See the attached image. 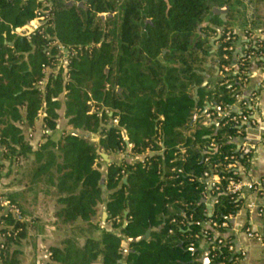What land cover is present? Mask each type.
Wrapping results in <instances>:
<instances>
[{
  "label": "trees",
  "instance_id": "16d2710c",
  "mask_svg": "<svg viewBox=\"0 0 264 264\" xmlns=\"http://www.w3.org/2000/svg\"><path fill=\"white\" fill-rule=\"evenodd\" d=\"M51 2L52 7L44 8L49 12L47 24L26 40L12 35L10 28L31 22L43 9L44 0H0V179L6 162L32 155L37 164L33 177H44L62 196L59 202L64 207L57 218L75 233L51 249L50 264H199L197 254L192 253L198 248L195 236L209 220L199 182L210 169L204 160L211 158L217 164L235 155L246 164L247 158L237 152L234 140L244 134H238L239 126L230 118L221 120L218 127L213 123L205 127L204 117L195 122L193 117L207 104L231 111L248 81L251 64L246 58L237 62L239 74L234 76L235 51H227L232 44L221 41L219 50L211 54L209 35L214 31L202 25L209 21L230 29V18L239 8L231 0ZM261 2L264 0L250 3L259 6ZM225 6L230 12L223 23L212 11ZM102 15L108 18L102 19ZM255 18L260 19L257 11ZM256 27L264 33L262 22ZM50 40L69 47L73 56L68 80L62 72L50 74L45 89L40 90L39 82L57 59L56 49L47 47ZM258 46L259 50L250 48L248 52L264 54V41ZM214 66L225 76L215 87L208 83L204 87L205 73ZM224 67L229 68L228 74ZM62 96L68 125L82 137L65 134L58 143L48 137L33 152L24 131L34 128L43 112L45 129L54 132ZM90 103L94 114H90ZM114 118L126 131L134 157L150 155L144 162L112 164L103 177L95 168L98 151L111 155L127 150L121 130L111 124ZM211 140L219 147L217 154L205 150ZM178 147L185 153L177 154ZM219 200L213 219L220 223L241 209L227 194ZM102 203L106 204L110 230H101L93 222ZM190 217L191 223L186 224L185 218ZM125 220L128 224L123 228ZM1 221L0 264H21L20 252L14 248L26 238V225L10 216ZM182 221L184 226L179 225ZM189 226L191 231L185 235ZM151 229L159 231L148 241L132 243L131 252L123 255L125 239L135 240ZM16 230L20 232L14 235ZM97 231L102 232L99 240L92 237ZM78 238L85 239L83 245ZM215 254L211 264H235L226 249Z\"/></svg>",
  "mask_w": 264,
  "mask_h": 264
},
{
  "label": "crops",
  "instance_id": "0c3cea01",
  "mask_svg": "<svg viewBox=\"0 0 264 264\" xmlns=\"http://www.w3.org/2000/svg\"><path fill=\"white\" fill-rule=\"evenodd\" d=\"M228 15L229 13L227 16ZM258 15L260 19L255 18L256 22L244 21V23L242 22L239 24L236 22V24H234L231 21L232 27L230 26L229 28L232 29L236 35L233 58L234 76L239 74L237 62L246 58L248 49L254 44V35L264 40L263 30L256 27L258 23H264V20H261V14L258 13ZM226 18L228 20V17ZM223 27L215 26L209 21L203 24V28H209L214 31V33L209 35V41L210 43L216 41L215 48H219L220 42L217 40L218 37L221 38L216 32V29ZM263 63L264 57L257 58L251 62L247 73L248 81L241 88L240 98L236 100L232 109L234 113H242L249 111L251 106L256 108L255 114L252 117V120L256 124H243L242 131L244 138L240 141V144L246 143L249 149L257 147V152L255 151V153L250 156V164L241 162V169H239L240 174L243 175L242 177H253V180L264 178V151L262 149V142L264 141V90L261 89V84H264ZM207 66L210 67V64ZM205 74L207 77L206 83L212 84L213 87L218 85L225 76L216 66L213 67V71H208ZM60 101L61 107L58 111L59 119L57 121V128L54 132L45 129L42 117L39 118L34 128L25 130L27 142L31 146L33 152L39 151L47 142L48 137H50L53 142L58 143L65 134L73 133L81 136L79 132H74L68 125V119L65 117V97L62 96ZM210 105L213 106L212 104ZM205 108H208V104ZM203 113L204 111L201 112L197 109L194 114L197 115L196 120L202 118ZM56 131H59L60 134L57 139H54L53 136ZM98 155L100 159L96 160L95 168L103 173V177H105L108 167L112 164L121 165L123 162L128 164L144 162L145 160H143V158L146 156L134 157L132 150L128 149L125 153L111 155L99 150ZM24 161L26 160H23L22 164H26ZM28 165L31 166V170L27 172V182H24L23 186L21 185V180L20 182H18V180L14 181V178L11 177L12 173L10 170H12V166L9 167L5 175L3 174L6 168L4 166L0 179V195L6 196L14 201L19 206L26 219V238L19 247L14 248L20 252L19 258L21 264H50L51 249L59 247L63 240L72 238L75 232L72 226L62 224L57 218L58 212L63 209L64 205L59 202L62 196L57 192L56 188L47 182V179L44 177L36 179L33 177L34 171L37 168L34 156L31 155L28 157L27 167H29ZM125 179H127L128 183V177H125L123 179L124 184H126L124 182ZM251 199L255 201L257 209H262L264 211V198L251 197ZM201 203L204 204L203 201H201ZM246 206V203L243 202L237 215L230 219L225 236L231 239V242L235 244L236 255H239L241 251L247 252L246 257L239 261H235V264H264L263 243L258 240H250L243 234L244 230L247 228L251 229L253 233L264 234V215L259 217L257 211H249ZM169 212L173 213V209L169 208ZM183 217H185L184 214ZM93 222L97 224L101 230H110V224L107 222L105 203L98 205L97 216ZM126 226L123 224V228ZM190 226L187 227L184 232L185 235L191 231ZM204 228L208 229V227L203 225L199 230V234ZM149 231L151 234L148 240H150L151 235L158 232L159 229H151ZM117 234H119V232H117ZM191 237V235L188 237L189 240ZM78 240L80 246L84 244V238H78ZM129 240L134 239H125L122 244L128 243ZM131 244L132 243L128 245L127 249H123L122 247L124 256H127L131 252ZM210 246L211 244L204 238L198 241V248L194 249L196 251L195 254L198 256L197 261L203 258L207 252H210ZM98 264H102L101 261H99ZM122 264L126 263L122 261Z\"/></svg>",
  "mask_w": 264,
  "mask_h": 264
},
{
  "label": "built area",
  "instance_id": "2783aa9c",
  "mask_svg": "<svg viewBox=\"0 0 264 264\" xmlns=\"http://www.w3.org/2000/svg\"><path fill=\"white\" fill-rule=\"evenodd\" d=\"M48 11L43 9H39L36 14L35 18L29 22L28 24L17 27V28H10L11 34L18 37L23 38L26 40H31V37L43 26L47 24V15ZM223 39V44H232L231 47L227 49L229 52L235 51V33L232 32L230 29H223L221 36ZM253 45L250 48L258 49V44L262 43L264 40L260 39V37H253ZM48 49L55 48L57 51V59L53 68L47 69L45 72V78L39 82L38 87L40 90H44L49 79L50 74L57 75L59 72L63 73V77L65 80H68V65L69 60L73 56V52L67 46L62 45L56 40H50L48 45ZM249 48V49H250ZM264 57L263 53H255V52H247L246 60L249 62H253L257 58ZM227 58L225 57V60ZM264 70V64H263ZM224 73H229V68L224 67ZM261 89L264 90V84H261ZM240 98V94L236 95V100ZM91 111L90 114L95 113V109L93 104L90 103ZM209 108V109H208ZM208 108L204 109V113L202 114L204 117L203 126L208 127L210 124H218L223 119L230 118L231 122H234L239 126L238 134H241L243 124H251L255 125L256 123L252 120L253 115L255 114L256 108L254 106L250 107L249 111L237 113L238 116H232L231 111H223L217 107H213L208 104ZM210 109H214L213 112H209ZM233 109V108H232ZM109 113V111H106ZM112 115V113H110ZM39 118H43V112H40L38 115ZM113 127L119 128L121 130L120 135L122 137L123 142L126 144V148L128 150L133 149V145L129 142L127 133L124 129L119 127V119L114 118L111 122ZM243 138H236L234 143L237 145V152L241 153L242 159L247 158L246 163L251 162V155L257 152V147H253L251 149L248 148L246 143L240 144V141ZM241 145V146H238ZM239 147V148H238ZM179 152L177 154H184L185 150L183 147L177 148ZM262 149L264 151V141L262 142ZM205 150L209 152V154H217L219 152V147L214 140L205 147ZM164 152V150L162 151ZM176 154V155H177ZM150 154L145 156V161ZM250 159V160H249ZM204 162L209 165V170L204 172L202 177L199 178V182L203 185L202 187V200L206 207V215L208 216L209 220L205 222L203 225L208 227V229H203L200 234L195 236L196 240H200L201 238L206 239L210 244V261L216 258V251L221 249H226L227 254L233 256L235 261H239L246 257L247 252L241 251L239 255H236V247L233 242L226 241V229H228V224L230 219L227 222H218L217 220L213 219L215 216V208L219 205L220 200L219 196L223 194H227L231 196V199L240 203L241 205L243 202L246 203V207L249 211H257L259 217L264 215V211L262 209H257L255 201L251 199V197L256 198H264V178L253 180V177L246 178L242 177L243 175L240 174V164L242 161L237 160L235 155L233 156H226L223 158V161L217 164H213L211 158H206ZM250 164V163H249ZM181 174L182 171L178 170ZM124 175V172H122ZM3 216H10L12 219L16 220L20 223H25L26 219L24 218L21 209L16 205L9 201L6 196L0 195V230L4 228V222L1 221ZM234 218V217H232ZM191 217L189 219L185 218V223L190 224ZM173 223H176L173 221ZM184 221L180 222V226H184ZM202 225V226H203ZM212 231V232H211ZM20 230H16L14 235H17ZM9 234V233H6ZM169 234H172V231H169ZM248 239L250 240H258L263 243L264 245V234L253 233L251 229L247 228L244 230L243 233ZM2 236V235H0ZM191 248H194L193 244L190 245ZM3 247L0 246V250Z\"/></svg>",
  "mask_w": 264,
  "mask_h": 264
},
{
  "label": "rangeland",
  "instance_id": "374dc122",
  "mask_svg": "<svg viewBox=\"0 0 264 264\" xmlns=\"http://www.w3.org/2000/svg\"><path fill=\"white\" fill-rule=\"evenodd\" d=\"M64 1H66V0H64ZM119 1L120 2H123L124 0H119ZM231 1H232L231 2L232 3V6L234 8H239L238 12L236 14L234 13L232 15V17L230 18V20L234 24H236V22L239 23V24L242 23V22L244 23V21L254 22V20H253V13L254 12L256 13V11L259 13L260 11H258V10H261V13H259V14H261V20H264V8H263L264 3L261 2V5H259V9L257 10L258 5H252L250 3V2L254 3L255 0H238L239 2H242V5H237L238 4L237 3V0H231ZM255 4H257V3H255ZM45 7H49V8L52 7L51 0H44V7L43 8H45ZM255 7H256V11L254 10ZM228 13H229V11H228ZM102 16L105 17L104 19H107L108 18V15H102ZM223 28L225 29L226 27H223ZM221 41H223L222 38H220L219 42L221 43ZM209 46H211V49H210V53L211 54H215L219 50V48H220V45H219V48H215V46H212L210 42H209ZM211 60H212V58L211 59H208V61H207L208 64H211ZM59 134H60V132L59 131H56L55 134H54V136H53L54 139H57L58 136H59ZM24 135H25V139L27 140V134H26L25 131H24ZM22 161L23 160L20 159L19 161L15 162V164L14 163L10 164L9 162H6V164H5V167L6 168H5V171L3 172V174L5 175L6 174V171L9 170V167L12 166V168H11L12 170H10V172L12 173V176L11 177L14 178V181L15 180H18V182H20V180H21V185L23 186V183L24 182H27V172H29L31 170V166L28 165L29 167H27V160L24 161V162H26V164L24 163L25 165L22 164ZM17 164H18L19 167L17 166ZM101 235H102V232L101 231H97V232H95L93 234L92 237L95 240H99L100 237H101Z\"/></svg>",
  "mask_w": 264,
  "mask_h": 264
},
{
  "label": "water",
  "instance_id": "95a60500",
  "mask_svg": "<svg viewBox=\"0 0 264 264\" xmlns=\"http://www.w3.org/2000/svg\"><path fill=\"white\" fill-rule=\"evenodd\" d=\"M82 6H83L82 3L79 4V7H82ZM228 11H229V7H228V6H225L224 8H220V9L215 8V9H213L212 12H213L214 15L219 16L220 19H221V21H222L223 23H226V21H227V18H226V17H227V13H228ZM100 17H101L102 19L105 18L104 16H100ZM202 26H203V25H202ZM199 30H200V29H199ZM222 31H223V28L216 29V32L219 34V36H221ZM219 40H220V38L218 37V40H217V41H219ZM215 43H216V41H213V42L211 43V45H212V46H215ZM221 80H222V79H221ZM205 86H207V83L204 84V87H205ZM196 97H197V96H196ZM196 118H197V115H194L193 122H195ZM216 127H218V124H216ZM74 135H76V134H74ZM79 137H82V136H79ZM145 159H146V158H143V160H145ZM260 161H262V160H260ZM240 168H241V166H240ZM124 182L127 183V179H125ZM126 215H127V214H125V217H126ZM126 225H127V221L124 222V226H126ZM150 234H151V232L148 231V232L146 233L145 236L139 237V238H137V239H135V240H129L128 243H123V244H122L123 249H127V248H128V245H129L130 243H137V244H139V243H141V242H143V241H145V240H148L149 237H150ZM192 253L195 254L196 251H195V250H192ZM197 262H198L199 264H210V262H211V261H210V252H207V253L205 254V256H203V258H201V259L198 260ZM121 264H122V262H121Z\"/></svg>",
  "mask_w": 264,
  "mask_h": 264
}]
</instances>
